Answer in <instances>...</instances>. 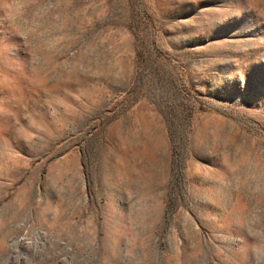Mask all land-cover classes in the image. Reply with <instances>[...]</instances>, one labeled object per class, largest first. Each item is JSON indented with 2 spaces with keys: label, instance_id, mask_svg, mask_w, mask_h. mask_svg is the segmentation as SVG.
Masks as SVG:
<instances>
[{
  "label": "rangeland",
  "instance_id": "1",
  "mask_svg": "<svg viewBox=\"0 0 264 264\" xmlns=\"http://www.w3.org/2000/svg\"><path fill=\"white\" fill-rule=\"evenodd\" d=\"M0 264H264V0H0Z\"/></svg>",
  "mask_w": 264,
  "mask_h": 264
}]
</instances>
